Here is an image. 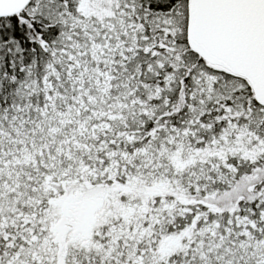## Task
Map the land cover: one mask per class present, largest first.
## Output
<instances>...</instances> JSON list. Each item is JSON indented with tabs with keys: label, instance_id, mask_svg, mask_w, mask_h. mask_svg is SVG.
<instances>
[{
	"label": "snow or ice",
	"instance_id": "snow-or-ice-1",
	"mask_svg": "<svg viewBox=\"0 0 264 264\" xmlns=\"http://www.w3.org/2000/svg\"><path fill=\"white\" fill-rule=\"evenodd\" d=\"M0 264H264V0H0Z\"/></svg>",
	"mask_w": 264,
	"mask_h": 264
}]
</instances>
